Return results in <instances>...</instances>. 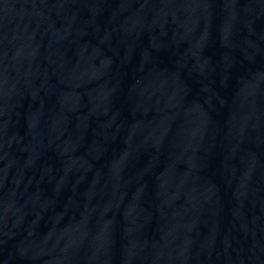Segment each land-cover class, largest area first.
Here are the masks:
<instances>
[{
    "label": "water",
    "instance_id": "95a60500",
    "mask_svg": "<svg viewBox=\"0 0 264 264\" xmlns=\"http://www.w3.org/2000/svg\"><path fill=\"white\" fill-rule=\"evenodd\" d=\"M0 264H264V0H0Z\"/></svg>",
    "mask_w": 264,
    "mask_h": 264
}]
</instances>
